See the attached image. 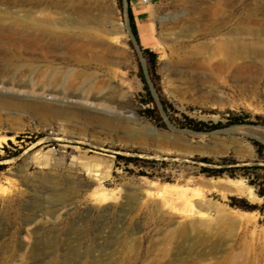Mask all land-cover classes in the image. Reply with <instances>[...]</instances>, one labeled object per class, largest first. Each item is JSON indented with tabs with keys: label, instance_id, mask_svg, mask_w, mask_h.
Masks as SVG:
<instances>
[{
	"label": "rangeland",
	"instance_id": "1",
	"mask_svg": "<svg viewBox=\"0 0 264 264\" xmlns=\"http://www.w3.org/2000/svg\"><path fill=\"white\" fill-rule=\"evenodd\" d=\"M32 5L29 18L19 10ZM129 5L0 0V264H264V0ZM18 18L113 45L116 65L85 67L113 86L108 97L15 87L9 79L19 86L49 63L84 67L31 51L23 38L38 30ZM240 87L257 88L251 97ZM233 114L260 122L229 125ZM187 118L224 126L196 131ZM203 157L262 168L213 176Z\"/></svg>",
	"mask_w": 264,
	"mask_h": 264
},
{
	"label": "bare ground",
	"instance_id": "2",
	"mask_svg": "<svg viewBox=\"0 0 264 264\" xmlns=\"http://www.w3.org/2000/svg\"><path fill=\"white\" fill-rule=\"evenodd\" d=\"M102 3V2H101ZM151 4V3H149ZM36 6H30L26 9H19L25 13L26 17H31L36 11ZM8 12L11 13V9H7ZM15 26H21L23 29H27L32 26H29L28 23H23L19 18L16 19ZM33 28L38 30L37 35H28V37H24L23 39L30 43V50L36 51L39 49L42 51L43 56L46 60L49 59H62V61H75L78 64H82L84 67L82 68H71L68 65H60L55 66L54 64H47V69L44 70L42 68H37L35 71V76L31 77L24 83H18L19 86L16 85L17 81L14 78L9 79L10 82L14 84L15 87H43L42 90L62 93L69 87H78L80 89L77 98H81L86 102H90L92 97L90 96V90H95L101 96H95L94 99L107 98V94L104 92L108 89L109 86L107 81L102 78L99 79L96 75V72H90L85 67L88 66L90 68L92 64L94 67L110 65L114 66L119 62L121 57H118L120 53L115 49L113 45L112 47H106V42H104L100 37L91 36L86 41L81 44L74 43V38L63 34L62 32H58V27L53 23H39L36 24ZM12 34H10L11 36ZM220 68H224V64L219 65ZM244 66H238L240 71L244 70ZM29 71L26 69L22 72V76ZM110 72V71H109ZM114 74V73H113ZM0 81H3L0 79ZM20 82V81H18ZM4 82H2L3 84ZM4 85V84H3ZM6 87V86H5ZM193 87H176V90L180 92L189 91ZM257 87H240L242 91H247L252 97L256 91ZM42 91H37V94H41ZM69 97V96H67ZM112 97H114V93H112ZM52 112L54 114H58V110H55V107L52 105ZM228 188L238 190L237 182L229 181ZM224 186V185H222ZM3 187V186H1ZM152 184L149 186V189L157 190L162 194L171 193L174 189L169 187L159 188ZM182 191L180 194L183 196L187 192V187L181 186ZM161 189V190H160ZM3 190V188H2ZM186 196V195H185Z\"/></svg>",
	"mask_w": 264,
	"mask_h": 264
},
{
	"label": "trees",
	"instance_id": "3",
	"mask_svg": "<svg viewBox=\"0 0 264 264\" xmlns=\"http://www.w3.org/2000/svg\"><path fill=\"white\" fill-rule=\"evenodd\" d=\"M130 1V0H129ZM128 15H129V19H130V24H131V29H132V33L133 35L136 37L137 40H139V32H138V28H137V24L135 21V17L133 14V10L131 5H129L128 8ZM147 52L148 49L146 50ZM146 90L149 96V100L147 101V103L149 102H155L154 100V96L152 95V92L150 90V88L148 87V85H146ZM165 109L167 110V108L165 107ZM149 111L155 110L154 109H148ZM257 118L259 120H264V117H262L261 115H257ZM188 122L185 123L186 127H189L191 129H194L196 131H207V130H214V129H218L222 126H224V123L222 121L219 122H205L202 120H195L192 118H187ZM260 121H255L250 119V115L249 114H244V115H238V114H233L230 117H228V124L229 125H233V124H240V123H250V124H257ZM264 124V121H262ZM10 143H12L10 141ZM258 144V143H257ZM4 148L6 149V146H4ZM119 158H123L121 155H118ZM6 156L0 155V161L5 159ZM203 162H205L207 165H203L202 166V172L208 174V175H213V176H222L224 174H229L231 176H236V170L241 169V168H245L247 170L249 169H260L262 168L261 166H239L238 162L235 159L232 158H228V157H223L220 158L219 160L215 161L212 158L209 157H203L201 159ZM7 165L5 163H0V174L2 171H4L6 169ZM251 172H246L245 175H247L248 177H251ZM251 183H254L253 181H250ZM260 195H264V189H261L259 191Z\"/></svg>",
	"mask_w": 264,
	"mask_h": 264
},
{
	"label": "water",
	"instance_id": "4",
	"mask_svg": "<svg viewBox=\"0 0 264 264\" xmlns=\"http://www.w3.org/2000/svg\"><path fill=\"white\" fill-rule=\"evenodd\" d=\"M125 1H126V4L129 5V0H125ZM146 74L148 76V81H149V84L151 86L152 92L155 95L156 99L159 101L158 96H157L156 91H155V88H154V85H153V83H152V81H151V79L149 77L148 71H146ZM162 111H164V110H162ZM188 132H191V131L188 130Z\"/></svg>",
	"mask_w": 264,
	"mask_h": 264
},
{
	"label": "built area",
	"instance_id": "5",
	"mask_svg": "<svg viewBox=\"0 0 264 264\" xmlns=\"http://www.w3.org/2000/svg\"><path fill=\"white\" fill-rule=\"evenodd\" d=\"M155 1H157V0H142L143 3H153Z\"/></svg>",
	"mask_w": 264,
	"mask_h": 264
}]
</instances>
